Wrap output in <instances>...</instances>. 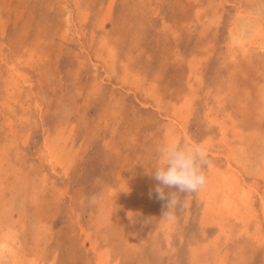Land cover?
I'll return each mask as SVG.
<instances>
[{
	"label": "rangeland",
	"instance_id": "374dc122",
	"mask_svg": "<svg viewBox=\"0 0 264 264\" xmlns=\"http://www.w3.org/2000/svg\"><path fill=\"white\" fill-rule=\"evenodd\" d=\"M263 22L264 0H0V231L20 264H264ZM170 137L207 146L208 184L163 214L148 169ZM210 162L249 194L230 213Z\"/></svg>",
	"mask_w": 264,
	"mask_h": 264
},
{
	"label": "bare ground",
	"instance_id": "6f19581e",
	"mask_svg": "<svg viewBox=\"0 0 264 264\" xmlns=\"http://www.w3.org/2000/svg\"><path fill=\"white\" fill-rule=\"evenodd\" d=\"M6 1V0H5ZM77 2V1H76ZM213 3V2H212ZM78 4V3H77ZM214 4V3H213ZM108 5V4H107ZM237 6V5H236ZM107 7V6H106ZM108 9V8H107ZM107 9H105V11L107 10ZM244 9V8H243ZM109 10V9H108ZM107 10V11H108ZM105 13V12H104ZM248 14V13H247ZM103 16H104V14H103ZM252 16V15H251ZM106 17V16H105ZM234 17V16H233ZM232 17V18H233ZM77 20V19H76ZM261 20V19H260ZM237 21V20H236ZM262 21V20H261ZM231 22V21H230ZM232 23V22H231ZM256 23V24H255ZM254 23V28H255V32L256 33H259L260 32V26H259V23L258 22H255ZM264 23V22H263ZM234 27V26H233ZM249 27V26H248ZM231 29V28H230ZM233 29V28H232ZM237 29V28H236ZM243 29V28H242ZM248 30V29H247ZM238 32H239V30H238ZM233 33V32H232ZM235 33V32H234ZM250 33H252V32H250ZM242 34H243V32H239V34L238 35H236L237 36V41L239 42V43H243V41H244V37L242 36ZM246 34V33H245ZM261 34V33H260ZM231 40V39H230ZM231 42V41H230ZM229 42V43H230ZM101 43V42H100ZM102 44V43H101ZM104 44V43H103ZM246 44H248V43H246ZM250 44H251V42H250ZM242 45V44H241ZM234 46V45H233ZM98 48V47H97ZM235 49V48H234ZM100 50H102V48L100 49ZM247 50V49H246ZM114 51V50H113ZM112 52V51H111ZM110 52V53H111ZM101 54V53H100ZM98 55V54H97ZM108 55V54H107ZM102 58V57H101ZM231 59V58H230ZM15 65V64H14ZM12 66V65H11ZM13 67V66H12ZM11 67V68H12ZM14 68V67H13ZM12 68V69H13ZM6 69V68H5ZM7 69H9L8 68V66H7ZM17 70V69H16ZM19 71V70H18ZM112 71V70H111ZM124 71V70H123ZM128 71V70H127ZM10 72H12V71H10ZM13 73V72H12ZM127 73V72H126ZM10 74V73H9ZM138 75V74H137ZM125 76V75H124ZM139 76V75H138ZM13 79V78H12ZM24 79V78H23ZM137 79V78H136ZM136 79H135V81H136ZM142 81V80H141ZM187 81V80H186ZM133 82V81H132ZM14 83V82H13ZM135 83V82H134ZM142 83V82H141ZM186 83V82H185ZM260 83V82H259ZM17 84H19V83H17ZM137 84V83H136ZM189 84V83H188ZM262 84H264V83H262ZM140 85V84H139ZM138 86V85H137ZM135 87V86H134ZM235 89V88H234ZM258 91V90H257ZM29 92V91H28ZM259 92V91H258ZM30 93V92H29ZM218 93V92H217ZM237 93V92H236ZM222 94V93H221ZM220 94V95H221ZM233 94H234V92H233ZM190 95V94H189ZM218 95H219V93H218ZM217 95V96H218ZM225 95V94H224ZM229 95V97H230V94H228ZM216 95H215V97H217ZM263 96V95H262ZM185 97V96H184ZM44 98V97H43ZM217 98H219V97H217ZM185 99H187V98H185ZM221 99V98H220ZM39 100V99H38ZM37 100V101H38ZM46 100V99H45ZM44 100V101H45ZM49 100V99H48ZM167 100V99H166ZM216 100V99H215ZM221 100H223V99H221ZM256 100H258V99H256ZM42 101V100H41ZM154 101V100H153ZM158 101V100H157ZM43 102V101H42ZM162 102V101H161ZM166 102V101H165ZM190 102V101H189ZM189 102H188V104H189ZM220 102V101H219ZM236 102V101H235ZM222 103V102H221ZM239 103H240V101H239ZM254 103V102H253ZM256 103V102H255ZM165 104V103H164ZM181 104V103H180ZM182 104H184L183 102H182ZM216 104V103H215ZM243 104V103H242ZM241 104V105H242ZM143 105V104H142ZM255 105V104H254ZM261 105V104H260ZM39 106V105H38ZM183 106V105H182ZM189 106V105H188ZM215 106V105H214ZM237 106H238V104H237ZM161 107V106H160ZM194 107V106H193ZM242 107V106H241ZM259 107V106H258ZM261 107H262V105H261ZM39 108V107H38ZM254 108V107H253ZM256 108V107H255ZM170 109V108H169ZM208 109V108H207ZM252 109V108H251ZM260 109V108H259ZM161 110H163V109H161ZM175 110H177V109H175ZM174 110V113L176 112ZM181 110H182V108H181ZM183 111V110H182ZM190 111V110H189ZM238 111V110H237ZM264 111V110H263ZM254 112V111H253ZM259 112H261V111H258V113ZM16 113V112H15ZM179 113V112H178ZM184 113V112H183ZM257 113V114H258ZM165 114V113H164ZM167 114V113H166ZM187 114H188V112H187ZM187 114H184V115H187ZM229 114V113H228ZM207 115V114H206ZM214 115V114H213ZM216 115V114H215ZM221 115V114H220ZM220 115H219V117H220ZM223 115H225V113L223 114ZM242 115V114H241ZM16 116V115H15ZM22 116H24V115H22ZM168 116V115H167ZM172 116V115H171ZM170 116V117H171ZM182 116L183 115H181V113H179L178 114V117H177V120L179 121V119L180 118H182ZM190 116V115H189ZM188 116V117H189ZM18 117V116H17ZM165 117V116H164ZM204 117V116H203ZM223 117V116H222ZM179 118V119H178ZM228 118V117H227ZM226 118V119H227ZM243 118V117H242ZM248 118V117H247ZM12 119H13V117H12ZM16 119V118H15ZM24 119V118H23ZM165 119V118H164ZM173 119V118H172ZM187 119V118H186ZM223 119H225V118H223ZM255 119V118H254ZM167 120V119H166ZM240 120V119H239ZM184 121V120H183ZM185 121H187V120H185ZM184 121V122H185ZM205 121V120H204ZM207 121V120H206ZM212 121V120H211ZM216 121H218V120H216ZM216 121H215V124H216ZM223 121V120H222ZM236 121V120H235ZM258 121V120H257ZM164 122V121H163ZM209 122V121H208ZM219 122V121H218ZM220 122H221V120H220ZM224 122V121H223ZM233 122V121H232ZM20 123V122H19ZM182 123V122H181ZM206 123V122H205ZM210 123V122H209ZM208 123V124H209ZM234 123V122H233ZM255 123V122H254ZM257 123H259V122H257ZM256 123V124H257ZM168 124V123H167ZM174 124V123H173ZM185 124H187V123H185ZM219 124H221V123H219ZM228 124H231V122L230 123H227V124H224V126L225 125H227L228 126V128H229V125ZM236 124V123H235ZM246 124V123H245ZM247 124H248V121H247ZM252 124V123H251ZM262 125H263V123H261ZM260 124V125H261ZM180 125V124H179ZM211 125V124H210ZM223 125V124H222ZM258 125V124H257ZM256 125V126H257ZM259 125V126H260ZM8 126V125H7ZM14 126V125H13ZM169 126H171V125H169ZM220 126V125H219ZM254 126H255V124H254ZM253 126V127H254ZM173 127V126H172ZM217 127H218V125H217ZM13 128V127H12ZM17 127H15V129H16ZM224 128V127H223ZM171 130H172V128H170ZM232 129V128H231ZM231 129H230V131H231ZM216 130H218L217 128H216ZM234 130V129H233ZM218 131H220V128H219V130ZM217 131V132H218ZM228 131V130H227ZM229 131V132H230ZM235 131V130H234ZM240 131V130H239ZM170 132V131H169ZM174 132V131H173ZM217 132L215 133L216 135H217ZM246 132V131H245ZM244 132V133H245ZM167 133H168V131H167ZM188 133V132H187ZM237 133H238V131H237ZM242 133V132H241ZM250 133V132H249ZM211 134V133H210ZM214 134V133H213ZM214 134V135H215ZM234 134V133H233ZM207 135V134H206ZM219 135V134H218ZM230 135V134H229ZM232 135V134H231ZM170 136V135H169ZM208 137H209V134L207 135ZM234 136V135H233ZM49 137V136H48ZM223 137V136H222ZM226 137V136H225ZM161 138V137H160ZM172 137H170V139H171ZM185 138H186V136H185ZM195 138V137H194ZM217 138V137H216ZM219 138V137H218ZM227 138H230V137H227ZM227 138H226V140H227ZM249 138H250V136H249ZM258 138V137H257ZM168 139V138H167ZM187 139V138H186ZM211 139V138H210ZM220 139H222V138H220ZM232 139V138H231ZM250 139H252V138H250ZM249 139V140H250ZM253 139H254V137H253ZM191 140V139H190ZM229 140V139H228ZM237 140V139H236ZM212 141H213V144H214V140L212 139ZM219 141V140H218ZM257 141V140H256ZM259 141H260V139H259ZM208 142V141H207ZM246 142V141H245ZM218 143V142H217ZM235 143V142H234ZM232 144V143H231ZM260 144V143H259ZM258 144V145H259ZM9 145V144H8ZM261 145V144H260ZM59 146V145H58ZM66 146V145H65ZM220 146H221V144H220ZM220 146H218V148L220 147ZM229 146H230V144H229ZM56 147V146H55ZM64 147V146H63ZM211 147V146H210ZM257 147V146H256ZM61 148H62V146H61ZM65 148V147H64ZM67 148V147H66ZM206 148H207V146H206ZM224 148V147H223ZM227 149H228V147H226ZM231 148V147H230ZM249 148V147H248ZM4 149V148H3ZM214 149V148H213ZM234 149V148H233ZM2 150V149H1ZM0 150V151H1ZM64 150V149H63ZM63 150H61V151H63ZM67 150V149H66ZM207 150V149H206ZM212 150V149H211ZM208 151V150H207ZM215 151V150H214ZM218 151V150H217ZM216 151V153H218ZM213 152V151H212ZM231 152V151H230ZM243 152H244V150H243ZM208 153V152H207ZM210 153V152H209ZM223 152H221V154H222ZM226 153V152H225ZM51 154V153H50ZM57 154V153H56ZM55 154V155H56ZM60 155H61V153H59ZM214 154V153H213ZM220 154V155H221ZM224 154V153H223ZM234 154V153H233ZM238 154V153H237ZM258 154V153H257ZM232 155V154H231ZM236 155V154H235ZM52 156V155H51ZM59 156V155H58ZM62 156H63V154H62ZM68 156V155H67ZM152 156V155H151ZM224 156V155H223ZM245 156V155H244ZM220 157H222V156H220ZM235 157V156H234ZM237 157V156H236ZM255 157H256V155H255ZM228 158V157H227ZM257 158V157H256ZM215 159H217V158H215ZM225 159V158H224ZM260 159V158H259ZM222 160V159H221ZM133 161V160H132ZM135 161V160H134ZM210 161V160H209ZM227 161V160H226ZM225 161V162H226ZM231 161V163H232V159L230 160ZM234 161V160H233ZM70 162V161H69ZM216 162V161H215ZM261 162V161H260ZM259 162V163H260ZM1 163V162H0ZM227 163H229L228 161H227ZM237 163V162H236ZM251 163H252V161H251ZM5 164V163H4ZM210 169H211V171H213L214 173H215V175L216 176H212V175H210V176H212L213 178H219L220 179V181H221V183L223 184V185H225L226 187H225V192H223V194H224V196L222 197V200H221V203L219 204V205H221V208H222V211L225 213V211L226 210H228V212L230 211L229 209L232 207V204H233V202L235 201L234 199L235 198H238V195L241 197V199H246L248 196H249V194H248V192L247 191H242V190H246V188L244 189V186H242V187H240V188H242L241 190L238 188V186H237V184H236V180L233 178V175L231 174H229L228 172H222L221 170H219L218 168H215V166L214 165H212V163L210 162ZM218 164V162L217 163H215V165H217ZM230 164V163H229ZM228 164V165H229ZM233 164V163H232ZM235 164V163H234ZM245 164H248V163H245ZM6 165V164H5ZM12 165V164H11ZM13 165H15V164H13ZM130 165H132V164H130ZM129 165V166H130ZM137 165H139L138 164V162H137ZM228 165H227V167H228ZM236 166H237V164H235ZM260 165V164H259ZM258 165V166H259ZM0 166H1V164H0ZM10 166V165H9ZM8 166V167H9ZM58 166H59V164H58ZM126 166V165H125ZM151 166V165H150ZM149 166V167H150ZM219 166V165H218ZM248 166V165H247ZM251 166V165H250ZM263 166H264V160H263ZM2 167V166H1ZM5 167V166H4ZM6 167H7V165H6ZM139 167V166H138ZM233 167V166H232ZM231 167V168H232ZM235 167V166H234ZM233 167V168H234ZM143 168V167H142ZM235 168H237V167H235ZM246 168V167H245ZM249 168V167H248ZM261 169H263L264 167H260ZM1 169V168H0ZM136 169H138L137 167H136ZM135 169V170H136ZM228 169V168H227ZM244 169V168H243ZM257 169V168H256ZM6 170V169H5ZM67 170V169H66ZM233 170H236V169H233ZM2 171V170H1ZM13 171V170H12ZM56 171V170H55ZM209 171V170H208ZM227 171V170H226ZM229 171H230V169H229ZM239 171V170H238ZM240 171H242V170H240ZM259 171V170H258ZM116 172V171H115ZM231 172V171H230ZM236 172H237V170H236ZM4 173V172H3ZM8 173H11L10 172V170H9V172ZM121 173V172H120ZM233 173V172H232ZM235 174V173H234ZM4 175V174H3ZM6 175V174H5ZM10 175V174H9ZM136 175H137V173H136ZM237 175V174H236ZM244 175V174H243ZM243 175H241V177L243 176ZM261 175V174H260ZM263 175V174H262ZM261 175V176H262ZM7 176V175H6ZM247 176H248V174H247ZM255 176V175H254ZM212 177H210L211 179H208V180H211L210 182H212L213 183V181H212ZM229 177H231V178H229ZM240 177V176H239ZM244 177V176H243ZM249 177V176H248ZM119 178V177H118ZM229 178V179H228ZM238 178V177H237ZM255 178H256V176H255ZM124 179V178H123ZM207 180V181H208ZM229 182H228V181ZM244 180V179H243ZM253 180V179H252ZM261 180V179H260ZM263 180V179H262ZM44 181V180H43ZM51 181V180H50ZM122 181V180H121ZM249 181V180H248ZM251 182V181H250ZM207 184H208V182H206ZM205 183V184H206ZM214 183H216V182H214ZM244 183H247V182H245L244 181ZM261 183H263L262 181H261ZM120 184V183H119ZM125 184V183H124ZM204 184V185H205ZM217 184V183H216ZM249 184V183H248ZM203 185V186H204ZM242 184H240L239 186H241ZM244 185H247V184H244ZM251 185V184H250ZM255 185V184H254ZM258 185V184H257ZM260 185V184H259ZM259 185H258V187H259ZM263 185V184H262ZM135 186V185H134ZM213 186V185H212ZM216 186V185H215ZM147 188V187H146ZM205 188H206V186H205ZM208 188V187H207ZM255 188V187H254ZM264 188V187H263ZM203 189V188H202ZM209 189V188H208ZM222 189V188H221ZM239 189V190H238ZM252 189V187L250 186L249 187V190H250V192L252 191L251 190ZM256 189V188H255ZM255 189H253V191L255 190ZM114 190H116L117 191V189H114ZM204 190V189H203ZM212 190V189H211ZM213 190H215V189H213ZM57 191V190H56ZM207 191V190H206ZM205 191V192H206ZM58 192V191H57ZM213 192V191H212ZM219 191H216V193H218ZM261 192H263V190L261 191ZM118 193H119V191H118ZM117 193V194H118ZM208 193V192H207ZM253 193H255V192H253ZM264 193V192H263ZM120 194V193H119ZM213 194V193H212ZM219 194H221L220 192H219ZM251 194H252V192H251ZM260 195V194H259ZM263 195V194H262ZM59 196V195H58ZM111 196H112V194H111ZM115 196V195H114ZM200 196V195H199ZM210 196V195H209ZM214 196V195H213ZM255 196V195H254ZM113 197V196H112ZM116 197H118V196H116ZM205 197V196H204ZM204 197H203V199H204ZM211 197V196H210ZM215 197V196H214ZM217 197H218V195H217ZM216 197V198H217ZM261 198H262V196H260ZM60 198V197H59ZM219 198V197H218ZM201 199V198H200ZM212 199V198H211ZM214 199V198H213ZM263 199V198H262ZM114 200V199H113ZM128 200V199H127ZM205 200V199H204ZM237 200V199H236ZM248 200V199H247ZM137 201V200H136ZM135 201V202H136ZM220 201V200H219ZM263 202H262V207H263V212H264V199L262 200ZM212 202H214V201H212ZM212 202H210L211 204L210 205H207L206 206V209H204V212L205 213H207V215H205V216H207V218L210 216V214L212 215V214H214V212L217 210L216 209V207L214 206L215 205V203H212ZM236 202V201H235ZM240 202V201H239ZM207 203V202H206ZM219 203V202H218ZM241 203V202H240ZM243 203V202H242ZM135 204V203H134ZM248 204H250L249 202L247 203V205ZM202 205H204V204H202ZM245 205V204H244ZM251 205V204H250ZM130 206V205H129ZM233 206H235V205H233ZM5 207V206H4ZM217 207H219V206H217ZM244 207H246V206H244ZM255 207V206H254ZM253 207V208H254ZM257 207V206H256ZM9 208V207H8ZM203 208V207H202ZM39 209H41V208H39ZM224 209H225V211H224ZM234 209H235V207H234ZM234 209H233V212H234ZM241 208L240 207H238V206H236V210H238V211H241L240 210ZM250 209H251V207H250ZM256 209V208H255ZM6 210V209H5ZM10 210V209H9ZM247 210V209H246ZM257 210V209H256ZM137 211V210H136ZM3 212V211H2ZM129 212V211H128ZM219 212H220V209H219ZM231 212V211H230ZM229 212V213H230ZM233 212H232V214H233ZM256 212H258V211H256ZM256 212H255V214H256ZM2 214V213H1ZM4 214V213H3ZM7 214H8V212H7ZM6 214V215H7ZM209 214V215H208ZM235 214H237V213H235ZM204 215V214H203ZM243 215V214H242ZM261 215V214H260ZM263 215V214H262ZM3 216V215H2ZM221 216V215H220ZM227 216H230V215H227ZM240 216V215H239ZM251 216H252V214H251ZM250 216V217H251ZM256 216V215H255ZM4 217V216H3ZM241 217H243V216H241ZM258 217V216H257ZM256 217V218H257ZM205 218V217H204ZM213 218V217H212ZM216 218V217H215ZM223 218V217H222ZM225 218V217H224ZM237 218L239 219V217L237 216ZM264 218V217H263ZM248 219V218H247ZM207 220V219H206ZM216 220H218V219H216ZM225 220V219H224ZM223 220V221H224ZM244 220V219H243ZM264 220V219H263ZM3 221H5L4 219H3ZM97 221V220H96ZM211 221V220H210ZM221 221V220H220ZM235 221H237L236 219H235ZM247 221V220H246ZM136 222V221H135ZM203 222V221H202ZM12 223V222H11ZM98 223V222H97ZM207 223H208V221H207ZM213 223V222H212ZM223 223V222H222ZM233 223V222H232ZM243 223V222H242ZM250 223V222H249ZM6 224H9V222H6ZM13 225H14V223H12ZM258 224V223H257ZM2 225V224H1ZM0 225V226H1ZM102 225V224H101ZM101 225H98V226H101ZM170 225V224H169ZM220 225H222V224H220ZM224 225V224H223ZM231 225V224H230ZM258 225H260V224H258ZM104 226V225H103ZM116 226V225H115ZM204 226H206L205 225V223H204ZM229 226V225H228ZM227 226V227H228ZM232 226V225H231ZM3 227V226H2ZM106 227V226H105ZM134 227V226H133ZM213 227H214V225H213ZM221 227H223V226H221ZM234 227V226H233ZM244 227H246V226H243V228ZM256 227V226H255ZM242 228V227H241ZM241 228H240V230H241ZM242 228V229H243ZM262 228V227H261ZM6 229V231H4V232H1L0 231V264H20V260H19V251H18V249L16 248V247H14V241H15V239H16V237H17V233L13 230V228H12V226H11V228H5ZM103 229V228H102ZM123 229H125V228H123ZM216 229H217V226H216ZM220 229V228H219ZM225 229L226 228H223V231L225 232ZM218 230V229H217ZM229 230V229H228ZM236 230V229H235ZM262 230H263V228H262ZM83 231V230H82ZM244 232L246 231V230H243ZM256 231H257V228H256ZM124 232V231H123ZM237 232V231H236ZM126 233V232H125ZM201 233H202V231H201ZM237 233H239V232H237ZM258 234H259V232H257ZM128 234V233H127ZM222 234V233H221ZM220 234V235H221ZM224 234V233H223ZM240 234V233H239ZM246 234V233H245ZM254 234V233H253ZM236 235H238V234H236ZM255 235V234H254ZM253 235V236H254ZM262 235V234H261ZM261 235H259V236H261ZM167 236V235H166ZM222 236V235H221ZM244 236H247V235H244ZM264 236V235H263ZM225 237H227V235L225 236ZM262 237V236H261ZM215 238V237H214ZM234 238V237H233ZM232 238V239H233ZM242 238V237H241ZM35 239V238H34ZM223 239V238H222ZM239 239V238H238ZM264 239V238H263ZM263 239H260V241H262ZM230 240H231V237H230ZM229 240V241H230ZM18 241V240H17ZM133 241V240H132ZM214 241H215V239H214ZM236 241V240H235ZM131 242V241H130ZM207 242V241H206ZM205 242V243H206ZM220 243V242H219ZM226 243V242H225ZM239 243V242H238ZM207 244V243H206ZM240 244V243H239ZM216 245H218V243L216 244ZM197 246V245H196ZM204 246V245H203ZM206 246V245H205ZM211 246V245H210ZM259 246V245H258ZM93 247V246H92ZM194 247V246H193ZM202 247V246H201ZM207 247V246H206ZM209 247V246H208ZM222 247V246H221ZM37 248V247H36ZM213 248H215V246L213 247ZM264 248V247H263ZM105 249V248H104ZM197 249V248H196ZM203 249V248H202ZM201 249V250H202ZM216 249V248H215ZM212 250H214V249H212ZM264 250V249H263ZM108 251V250H107ZM25 252V251H24ZM38 252V251H37ZM197 252V251H196ZM198 252H200V251H198ZM25 253H28L27 251L25 252ZM216 253V252H215ZM190 254H191V251H190ZM193 254H197V253H193ZM201 254V253H200ZM220 254V253H219ZM218 254V255H219ZM56 255V254H55ZM54 255V256H55ZM33 256V255H32ZM35 256V255H34ZM29 257V256H28ZM31 257V256H30ZM39 257V256H38ZM53 257V256H52ZM190 257V256H189ZM197 257V256H196ZM221 257H222V255H221ZM23 258V257H22ZM106 258V257H105ZM199 258V257H198ZM211 258V257H210ZM98 260V259H97ZM192 260V259H191ZM213 260V259H212ZM28 261H30V263H28V262H26V264H37L36 263V260H35V258L34 259H29ZM53 261V260H52ZM200 261V260H199ZM207 261H209V260H207ZM206 261V262H207ZM205 262V261H204ZM205 262V263H206ZM107 263H109L110 264V262H109V260H108V262H107V260L106 259H104V257L103 256H101L100 257V259H99V262H98V264H107ZM113 263V262H112ZM111 263V264H112ZM201 263H203V262H201ZM114 264V263H113ZM194 264V263H193ZM199 264V263H198ZM208 264H210V263H208Z\"/></svg>",
	"mask_w": 264,
	"mask_h": 264
},
{
	"label": "clouds",
	"instance_id": "9594fccd",
	"mask_svg": "<svg viewBox=\"0 0 264 264\" xmlns=\"http://www.w3.org/2000/svg\"><path fill=\"white\" fill-rule=\"evenodd\" d=\"M207 150L203 143L169 139L156 148V158L148 169L158 182L155 192L167 201V210L177 203L178 193L198 191L206 182ZM154 169V172H153ZM165 189H169L166 193Z\"/></svg>",
	"mask_w": 264,
	"mask_h": 264
}]
</instances>
